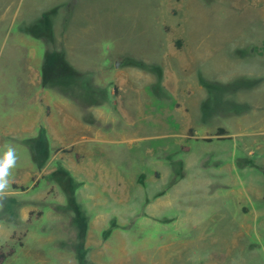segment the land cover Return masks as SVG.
Here are the masks:
<instances>
[{
  "label": "rangeland",
  "instance_id": "obj_1",
  "mask_svg": "<svg viewBox=\"0 0 264 264\" xmlns=\"http://www.w3.org/2000/svg\"><path fill=\"white\" fill-rule=\"evenodd\" d=\"M47 51L81 83L45 85ZM255 113L264 0H0V264H264Z\"/></svg>",
  "mask_w": 264,
  "mask_h": 264
},
{
  "label": "trees",
  "instance_id": "obj_2",
  "mask_svg": "<svg viewBox=\"0 0 264 264\" xmlns=\"http://www.w3.org/2000/svg\"><path fill=\"white\" fill-rule=\"evenodd\" d=\"M56 10L52 12H48L44 14L42 19L40 20L38 26L31 27L28 32L33 34L36 37L46 38L44 34L45 32H49V39L52 37L51 31V14L54 13ZM44 28L45 32H39L37 34V29ZM51 35V36H50ZM133 65L143 67L144 65L139 62H134ZM79 77H82V74L78 73L66 60L65 54H60L59 52H51L47 51L45 55V61L43 66V79L44 83L47 86H57V84H69L70 82L78 85L81 83ZM225 133L224 129L219 130V134ZM46 134L43 129L40 130L39 135L36 138L30 139L28 142L30 146L34 149H37V145L41 143V140L46 139ZM206 141H211V139H206ZM47 142V140H46ZM35 162L41 166V160L38 158V154L34 156ZM263 174H264V167H263ZM13 250L5 253L4 251L0 250V263L2 260L13 254ZM80 259V258H79ZM84 258H81V264H87Z\"/></svg>",
  "mask_w": 264,
  "mask_h": 264
},
{
  "label": "clouds",
  "instance_id": "obj_3",
  "mask_svg": "<svg viewBox=\"0 0 264 264\" xmlns=\"http://www.w3.org/2000/svg\"><path fill=\"white\" fill-rule=\"evenodd\" d=\"M5 151L0 155V197L7 193L10 186L12 169L16 166V150L12 145L6 144Z\"/></svg>",
  "mask_w": 264,
  "mask_h": 264
},
{
  "label": "crops",
  "instance_id": "obj_4",
  "mask_svg": "<svg viewBox=\"0 0 264 264\" xmlns=\"http://www.w3.org/2000/svg\"><path fill=\"white\" fill-rule=\"evenodd\" d=\"M253 44V43H252ZM254 46V45H253ZM249 48H252V52L251 53H255L254 52V47H252V46H250ZM34 72V78L33 79H37V81H38V83H39V85H41L42 86V79H41V77H40V71H38V70H34L33 71ZM241 73L240 72H236L235 73V75L233 76V72H232V75H231V78L232 79H235V77H236V79H238V78H241V77H243L244 76V74H242V75H240ZM43 88V87H42ZM203 90V89H202ZM203 95H205V93H203ZM202 97V96H201ZM204 97V96H203ZM62 102V101H61ZM249 106V108H252V109H255V108H259V109H262V107L263 106H258V105H252V104H249L248 105ZM258 113H260V112H258ZM258 113H255V115L256 116H259V119H258V121L259 122H261V123H264V113H262V114H259L258 115ZM238 119H240V117H238ZM241 122H242V120H241ZM244 124V122H242V124L240 123V126H241V128L240 129H242L241 131H239V132H232L228 127H223V126H220V127H218L217 128V132L215 133V137L217 138V139H222V135H220L219 134V130L220 129H224L225 130V133L226 134H228L227 135V137H225V139L227 138V139H232L235 135H237L238 133H240V134H244V129H247L246 128V126L245 125H243ZM264 132V131H263ZM200 137H204V141L206 140V139H211L212 140V138L211 137H207L206 135H200ZM163 197V196H162ZM161 198V197H160ZM159 198V199H160Z\"/></svg>",
  "mask_w": 264,
  "mask_h": 264
}]
</instances>
